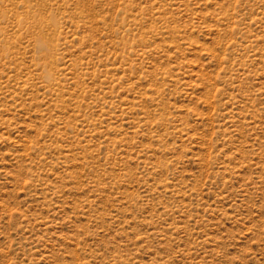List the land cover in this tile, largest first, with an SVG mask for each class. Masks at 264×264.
Segmentation results:
<instances>
[{"label":"rangeland","instance_id":"obj_1","mask_svg":"<svg viewBox=\"0 0 264 264\" xmlns=\"http://www.w3.org/2000/svg\"><path fill=\"white\" fill-rule=\"evenodd\" d=\"M0 264H264V0H0Z\"/></svg>","mask_w":264,"mask_h":264},{"label":"bare ground","instance_id":"obj_2","mask_svg":"<svg viewBox=\"0 0 264 264\" xmlns=\"http://www.w3.org/2000/svg\"><path fill=\"white\" fill-rule=\"evenodd\" d=\"M41 42V41H40ZM42 44V43H41Z\"/></svg>","mask_w":264,"mask_h":264}]
</instances>
